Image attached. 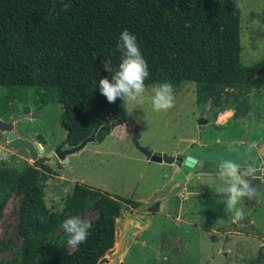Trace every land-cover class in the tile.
Listing matches in <instances>:
<instances>
[{"label": "trees", "instance_id": "trees-1", "mask_svg": "<svg viewBox=\"0 0 264 264\" xmlns=\"http://www.w3.org/2000/svg\"><path fill=\"white\" fill-rule=\"evenodd\" d=\"M239 13L240 0H0V86L41 90L40 104L59 103L67 146L103 119L95 135L99 143L127 121L124 100L109 103L98 85L101 77L111 79L105 60L113 69L120 62L116 45L122 30L137 38L148 65L145 85L168 81L177 92L193 82L197 103L216 102L225 88L235 98L242 90L264 88V57L249 65L239 61ZM41 168L54 174L45 164ZM36 176L33 164L0 169V212L10 191L23 193L16 210L21 243L9 264L105 261L102 255L115 242V219L138 201L75 182L62 210L49 212L43 199L47 176L43 172L35 184ZM158 206L155 201L148 212ZM87 207L96 212L87 240L71 251L59 249L68 238L64 220L83 218Z\"/></svg>", "mask_w": 264, "mask_h": 264}, {"label": "rangeland", "instance_id": "rangeland-1", "mask_svg": "<svg viewBox=\"0 0 264 264\" xmlns=\"http://www.w3.org/2000/svg\"><path fill=\"white\" fill-rule=\"evenodd\" d=\"M263 57L264 0H240L239 61L242 65H249ZM157 86L145 85V92L135 101L124 100L127 121L114 126L101 142L86 144L81 151L67 155L65 162L48 160L44 163L54 172L43 171L47 176L43 199L49 212L62 210L64 198L75 182L98 188L111 196L130 199L146 197L151 193V187L160 183L158 175L164 167L151 157L157 150H187L191 143L202 145L205 149L233 147L249 140L254 141L256 146L264 144L262 86L249 91L242 90L236 98L232 96V89L225 88L216 102L210 98L197 103V87L193 82H188L174 92L175 104L171 109L154 111L151 97ZM40 92L32 88L0 86V97L4 96L0 104V120L11 121L15 135L37 144L41 148L38 155L44 156L63 139L65 130L59 123L60 104L55 101L40 104ZM23 105H29L26 113L30 117L11 120L10 117L18 114L24 108ZM235 108L242 112L241 116H233ZM23 164H33L27 150L12 148L0 130V169L20 168ZM203 181L209 189L216 187L212 180L211 183H207L205 178ZM182 187L183 184L173 187L171 192L178 195ZM22 197V192L13 189L2 205L0 264L11 263L21 243L16 210ZM94 198L91 196L90 199ZM218 200L221 203L220 210L212 216L210 201L204 197L202 215L197 221L203 227L201 230L197 226L176 228L162 212L143 216L141 221L145 223L149 220L148 226L138 235V242L131 240L134 230L136 232L140 225L131 227L118 262L243 264L249 260L247 264H257L256 261L264 263V255L258 257L259 251L264 253V185L252 199L256 208L247 213L257 234L248 228L222 225L235 222V213L243 203L239 201L232 212L226 213V196H219ZM129 211L130 208L121 210L120 216ZM95 215L93 208L87 207L83 219L91 221ZM118 225L116 218V236ZM215 225H218L217 228ZM59 230L54 231V236ZM141 241L145 244H141ZM59 249L71 251L73 247L65 243ZM112 250L113 247L102 255L105 261L107 253Z\"/></svg>", "mask_w": 264, "mask_h": 264}, {"label": "clouds", "instance_id": "clouds-1", "mask_svg": "<svg viewBox=\"0 0 264 264\" xmlns=\"http://www.w3.org/2000/svg\"><path fill=\"white\" fill-rule=\"evenodd\" d=\"M63 7L67 9L68 5L64 4ZM116 47L121 52L120 62L113 69L111 62L105 60L103 67L106 72L111 73V79L101 77L98 81L99 91L109 103H115L117 98L135 101L145 92V80L149 76L147 62L140 51L136 36L127 29L119 34ZM151 104L154 111L171 109L175 104L173 85L168 81L160 83L153 90ZM218 175L224 184L221 192L226 196V213L232 212L241 199L254 198L256 189L248 179L254 176L253 167L232 160H221ZM235 214L240 215L238 211ZM63 229L68 234L67 244L78 248L87 240L92 222L80 215H72L64 220Z\"/></svg>", "mask_w": 264, "mask_h": 264}, {"label": "water", "instance_id": "water-1", "mask_svg": "<svg viewBox=\"0 0 264 264\" xmlns=\"http://www.w3.org/2000/svg\"><path fill=\"white\" fill-rule=\"evenodd\" d=\"M24 115H13L11 120H18ZM32 116V115H31ZM103 124L101 119L91 130V132L80 140L77 144L66 146L68 133L65 131L63 139L52 148L44 156H39L41 148L37 144H33L26 138L16 136L12 131L11 121L0 120V130L3 131L4 137L12 148H25L29 153V158L37 169L35 184H37L43 171L41 165L46 161L62 160L65 162V157L70 154L81 151L86 144L96 142L95 135L98 128ZM192 157L196 159L193 160ZM164 160L171 162L173 167L170 176L161 187L154 189L143 200L138 201L134 208H130V213H123L117 217L119 221L118 234L115 237L113 250L107 253V261L101 264H120L118 262L119 255L124 251L126 239L131 233V227L140 224L138 217L140 213L148 212L150 206L162 198L176 186L184 183L185 179L190 175L191 168L194 164H199L202 161H212L219 166L221 160H232L238 164H245L253 167L254 176L251 177L255 182H259L260 169L264 166V144L256 146L255 142L249 140L247 143H238L233 147L215 146L210 149H205L202 145L191 143L188 149L181 155L165 156Z\"/></svg>", "mask_w": 264, "mask_h": 264}, {"label": "crops", "instance_id": "crops-1", "mask_svg": "<svg viewBox=\"0 0 264 264\" xmlns=\"http://www.w3.org/2000/svg\"><path fill=\"white\" fill-rule=\"evenodd\" d=\"M240 143L243 142L241 141ZM185 151L186 150H176V149L155 151L156 153L151 156L152 159H154V161L158 163H161L162 165H164V167L158 175L159 178L158 182L160 183L159 184L157 183L155 186L151 187L149 192L161 187L162 184L165 182V180H167L170 176V172L172 170L173 165L171 162L164 160L163 157L181 155ZM218 172H219V166L213 163L212 161H202L199 164H194V166L191 168L190 175L185 179L183 183V187L180 190V194L178 195L173 194L171 192L172 190H170L169 193L164 198L158 200L159 202L158 210L154 213L162 212L163 213L162 215L165 218L170 219V221H172L173 225L176 226V228L185 227V226H197V228L201 230L203 227H201V225L197 223V221L199 220L198 218L201 217L202 215L204 197H206V199L210 201L209 205L211 209V215L214 216L217 212H219L221 207V203L219 202L218 197L225 196L221 192V189L224 186L223 181L221 179L217 180L219 178ZM204 178L208 181V182L206 181L207 183L213 182L216 187H214L213 189H209V187L207 188L206 187L207 184H205L203 181ZM248 179L251 180V183L257 192L258 189L264 185V166L260 169L259 182H255L254 180L251 179V177H249ZM144 198L133 199V200L141 201ZM240 203H243V205L238 209L240 215L237 216L235 222H232L231 224H222V225L231 226V227H236V226L244 227V229L248 228L252 233L257 234L251 220L247 218V213L251 209H255L256 204L253 202L252 199H241ZM129 208L130 207H128V209ZM195 213H197V215ZM146 215L151 216L152 213L149 212L140 213V216L138 217L140 226L138 230H136V232L134 230V235L132 236V240H131L132 242H138L139 241L138 235L141 234L143 230L148 226L149 220H146L145 223H142L141 221L142 217ZM217 226L218 225H215V228H217ZM173 234H177V233H173ZM262 240L264 241V239ZM184 242L186 243V241ZM140 243L143 245L145 244V242L142 241Z\"/></svg>", "mask_w": 264, "mask_h": 264}, {"label": "flooded vegetation", "instance_id": "flooded-vegetation-1", "mask_svg": "<svg viewBox=\"0 0 264 264\" xmlns=\"http://www.w3.org/2000/svg\"><path fill=\"white\" fill-rule=\"evenodd\" d=\"M3 97L4 96H1L0 97V104L2 103V101H3ZM39 103H40V100H39ZM29 105H23V109L18 113V114H14V115H21V114H23L24 116L22 117V118H28V117H30V114H27L26 113V108L28 107ZM35 109V108H34ZM13 116V115H12ZM11 118V117H10ZM21 119V118H20ZM19 120V119H18ZM5 121H8V120H5ZM2 136H4V134H3V131H2ZM22 137V136H21ZM24 138V137H23ZM66 146H67V144H66ZM25 149V148H24ZM26 150V149H25ZM27 153H28V151H27ZM47 154V153H46ZM45 154V155H46ZM28 155H29V153H28ZM42 165H44V163L42 164ZM42 165H41V167H42ZM42 169V168H41ZM43 171V170H42Z\"/></svg>", "mask_w": 264, "mask_h": 264}]
</instances>
